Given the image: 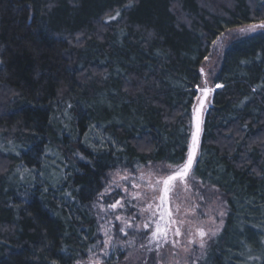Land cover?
Masks as SVG:
<instances>
[{
	"label": "trees",
	"instance_id": "obj_1",
	"mask_svg": "<svg viewBox=\"0 0 264 264\" xmlns=\"http://www.w3.org/2000/svg\"><path fill=\"white\" fill-rule=\"evenodd\" d=\"M261 21L264 0H0V264L94 253L108 175L186 159L207 82L189 191L226 213L196 264H264V30L235 33Z\"/></svg>",
	"mask_w": 264,
	"mask_h": 264
},
{
	"label": "rangeland",
	"instance_id": "obj_2",
	"mask_svg": "<svg viewBox=\"0 0 264 264\" xmlns=\"http://www.w3.org/2000/svg\"><path fill=\"white\" fill-rule=\"evenodd\" d=\"M261 30H264V28L258 27L254 31H241L240 29L235 33L238 36H249ZM223 38L218 46L219 52L224 50L231 37ZM206 87L214 86L213 83L207 82ZM202 96L203 92L201 93ZM0 150L11 155H17L20 148L15 143L6 142L0 137ZM158 169L162 170L160 166H150V168L136 172L135 175L124 169L110 172L105 194L113 197V193L122 192L124 198L120 200L123 206L116 209L111 208L110 205L115 201L109 205H103V211L99 218L100 245L94 253L89 254L77 264H108L117 261L119 252L123 254V257L118 264H196V261L202 258L209 242L224 226L225 197L218 190L211 187L203 188L204 193H200L197 197L193 190L192 192L182 190L181 212L179 216L174 214V218L182 219L184 223L167 225L170 229L180 227L182 235L176 237L174 232L170 230L168 232L169 242L164 243L161 240L158 243L152 239V232L160 222L159 209L157 208L159 200L132 198L134 193L145 194L149 191L146 184L148 177L143 180L139 179L142 173ZM125 177L128 179H125ZM190 178L196 180L193 175ZM133 183L138 184L139 187L133 188ZM177 202L173 200L171 206L174 207ZM148 203L153 204L151 209H147ZM117 216L120 217L119 220L116 219ZM221 221H223V224L219 227V231L215 236H211V231H215ZM146 224L148 225L147 229H145ZM121 228H123V232L119 230ZM199 228L209 232V236L205 237L206 247L204 249L199 248V237L195 235ZM189 239H194L196 243L189 244ZM173 242H175V247Z\"/></svg>",
	"mask_w": 264,
	"mask_h": 264
},
{
	"label": "snow or ice",
	"instance_id": "obj_3",
	"mask_svg": "<svg viewBox=\"0 0 264 264\" xmlns=\"http://www.w3.org/2000/svg\"><path fill=\"white\" fill-rule=\"evenodd\" d=\"M120 12L117 11L115 16L110 17V20H115L119 17ZM264 28V21H261L259 24H253L248 26L247 29H241V31H254L256 28ZM214 45L216 42H213ZM207 59V57H205ZM216 87H221V85H216ZM198 91H202L206 96L208 93V88L204 87L202 90L197 86ZM195 103L192 105V121L194 130L191 132L190 137V146L187 151L186 159H181L179 161H175L173 163L168 164L169 171L165 172L163 170H155L149 171L147 173H142L139 179L143 180L145 177H148L146 180L148 192L145 194L134 193L132 195L133 199H144V200H159V204L157 208L159 209V218L162 221H165V227L161 228L160 224H157L155 230L152 232V239L157 241L158 243L162 240L164 243H168V232L171 230L174 232L176 237L182 235L180 227H175L174 229H170L167 225H179L183 224L184 221L182 219L174 218V214L179 216L181 212V207L183 201L181 200V191L189 190V178L192 171L193 161L198 150L199 137L202 131V119H201V109L204 107V101L201 96H195ZM125 179H128L125 177ZM133 188L139 187L138 184L133 183ZM127 191V189H125ZM175 200L178 201L175 203V206L172 207L171 202ZM121 200H116L113 204L110 205L111 208L116 209L117 207H122ZM153 207L152 203L147 204V209H151ZM144 209V210H147ZM223 215V213H221ZM167 218V219H165ZM116 219H120L119 216ZM223 221H221L220 225L217 226L215 231H211V236H215L219 231V227H221ZM148 228V225H145V229ZM123 232V228L119 229ZM126 234V233H125ZM196 236L199 237V248L204 249L206 247L205 237L209 236V232L205 231L203 228L197 229ZM189 244L196 243L194 239L188 240ZM173 246L175 247V242H173Z\"/></svg>",
	"mask_w": 264,
	"mask_h": 264
},
{
	"label": "water",
	"instance_id": "obj_4",
	"mask_svg": "<svg viewBox=\"0 0 264 264\" xmlns=\"http://www.w3.org/2000/svg\"><path fill=\"white\" fill-rule=\"evenodd\" d=\"M207 88L209 90L207 95L205 96L203 94V96L201 97L203 99V101H204V107H203V109H201V119H202L201 128H202V131H201V134H200V137H199L198 150L196 152V155H195V158H194V161H193L192 171H191L190 177L193 175L194 169H195V167H196V165H197V163H198V161L200 159L206 114L208 113L210 108L213 106L214 89H212L211 87H207ZM208 100H209V103H208ZM193 130H194V127H193V122H192V131ZM165 219H167V218H165ZM159 224H160L161 228L165 227V221L160 220Z\"/></svg>",
	"mask_w": 264,
	"mask_h": 264
}]
</instances>
